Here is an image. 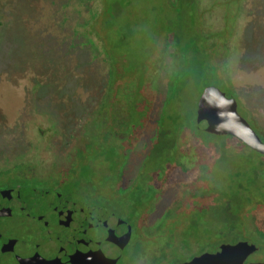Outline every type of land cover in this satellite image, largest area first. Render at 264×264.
I'll list each match as a JSON object with an SVG mask.
<instances>
[{
    "label": "flooded vegetation",
    "instance_id": "1",
    "mask_svg": "<svg viewBox=\"0 0 264 264\" xmlns=\"http://www.w3.org/2000/svg\"><path fill=\"white\" fill-rule=\"evenodd\" d=\"M16 1L0 0V19L11 20ZM92 1L108 7L103 0ZM164 4L171 15L161 4L140 63L132 45L119 50L118 42L127 36L120 28L110 26L107 39L103 28L91 23L86 30L98 63L96 85L87 88L89 75L81 70L39 79V146L32 149L21 134L16 139L12 125L0 127L10 139L8 146H0V264H73L78 257H93L97 264H163L172 250L184 255L196 251L176 260L179 264L239 241L252 247L242 264H264V154L233 135L199 129L196 121L201 94L217 88L235 98L237 111L240 106L246 112L245 119L264 141V124L241 101L238 78L224 60L231 49L225 41L244 35L246 21L264 9V0ZM182 5L199 34L194 41L202 44L196 81L201 89L194 108L172 118L169 128L163 122L167 105L180 91L179 66L191 67L192 55L183 53L174 27ZM90 89L91 95L77 107L60 102ZM204 135L211 137L207 145ZM232 153L251 159L254 154L257 160L242 167L232 199L224 201L216 198L211 172ZM100 162L105 170L99 184ZM209 228L217 239L220 231L235 236L207 248L202 240L207 237L209 243Z\"/></svg>",
    "mask_w": 264,
    "mask_h": 264
},
{
    "label": "rangeland",
    "instance_id": "2",
    "mask_svg": "<svg viewBox=\"0 0 264 264\" xmlns=\"http://www.w3.org/2000/svg\"><path fill=\"white\" fill-rule=\"evenodd\" d=\"M189 1L185 0V3ZM103 2H106L108 7L104 6L102 9L98 4L99 1L93 5L92 0H17L11 20L0 19V76L2 78L0 79V127L3 125L16 127V139L21 137L23 141L32 144V149L39 146V99L36 97L39 79L43 75L48 76L56 71L64 77L81 70L89 75L85 83L86 87L96 85L94 79L98 63L90 53L89 41L91 40L86 30L88 24L101 26L107 39L110 35V26L118 27L117 30L120 28L119 31L127 36L122 42H118L119 50L122 51L127 44L132 45L134 57L140 63L141 51L146 49L145 43L154 32L151 30L152 18L158 15L160 5L163 4V8L166 9L165 14L171 15V10H168L164 0H103ZM180 9L174 27L176 32H179L183 43V53H189L192 57H190V68L184 63L179 66L182 70L180 91L173 95V101L167 105L168 114L163 122L169 128L172 127L170 121L173 120L172 118L194 108V102L201 89V83L196 81L202 69L201 59L204 58L202 44L194 41V39L198 40L199 34L193 24L188 23L189 10L183 5ZM244 27L246 30L244 35L239 39L237 37L241 41L239 47L238 40L235 41V35L231 41H225L231 42V49L224 60L228 63L233 75L238 78L237 92L241 101L252 106L258 115L257 119L263 125L264 9L251 13ZM224 48L226 43L220 47L221 54H225ZM222 60L221 55L219 61ZM218 87L225 90L221 83H218ZM77 94L79 93L71 97ZM86 95H91V89L77 95L75 99H61L60 102L68 103L65 106L74 108L86 101ZM238 112L247 118L246 112L240 106ZM54 120L59 121L60 116L54 115ZM1 130L2 128H0V146L6 147L10 139L6 138ZM210 140L211 137L205 135L202 138L205 145ZM252 155L251 159L247 155L243 158L232 153L229 156L233 159L234 166L231 167V159L228 156L221 159L220 165H214L211 175L215 177L213 183L217 187L216 198L219 197L224 201L232 199L231 190L239 179V172H243L242 167L257 160V157ZM92 156L95 155H91V160ZM104 166L100 162L96 168L99 175L96 181L99 184L102 180L100 173L103 172ZM262 199L264 200V187ZM220 217L223 219L222 213ZM210 225L214 227L212 222ZM213 231L214 229L211 228L208 230L209 243L205 239L207 237L202 240L207 248L213 246L212 242L215 244L218 240H227V237L235 236L231 234L232 232L220 231L223 235L217 239L212 235ZM195 241L200 242L199 239ZM182 252L172 250L169 260L163 264H175L176 260L186 258L192 252L196 253L195 250L185 255Z\"/></svg>",
    "mask_w": 264,
    "mask_h": 264
},
{
    "label": "water",
    "instance_id": "3",
    "mask_svg": "<svg viewBox=\"0 0 264 264\" xmlns=\"http://www.w3.org/2000/svg\"><path fill=\"white\" fill-rule=\"evenodd\" d=\"M197 127L205 131L225 135L230 134L252 149L264 154V141L260 139L248 121L237 111L233 96L217 88H206L198 100ZM252 247L246 242L221 244L215 252H204L187 262L179 264H242L243 258ZM97 264L93 257H78L73 264Z\"/></svg>",
    "mask_w": 264,
    "mask_h": 264
}]
</instances>
